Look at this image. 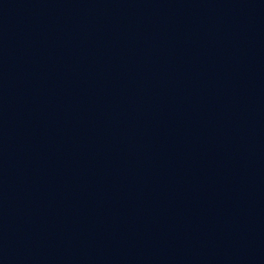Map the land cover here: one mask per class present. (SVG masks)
<instances>
[{
  "label": "water",
  "instance_id": "95a60500",
  "mask_svg": "<svg viewBox=\"0 0 264 264\" xmlns=\"http://www.w3.org/2000/svg\"><path fill=\"white\" fill-rule=\"evenodd\" d=\"M0 264H264V0H0Z\"/></svg>",
  "mask_w": 264,
  "mask_h": 264
}]
</instances>
